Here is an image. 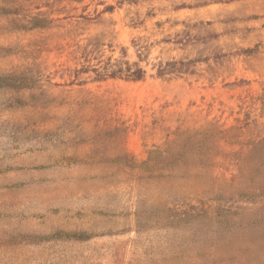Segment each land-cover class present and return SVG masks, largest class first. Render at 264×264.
Returning a JSON list of instances; mask_svg holds the SVG:
<instances>
[{
  "label": "rangeland",
  "instance_id": "obj_1",
  "mask_svg": "<svg viewBox=\"0 0 264 264\" xmlns=\"http://www.w3.org/2000/svg\"><path fill=\"white\" fill-rule=\"evenodd\" d=\"M0 264H264V0H0Z\"/></svg>",
  "mask_w": 264,
  "mask_h": 264
}]
</instances>
